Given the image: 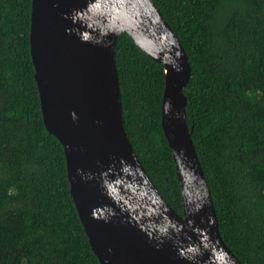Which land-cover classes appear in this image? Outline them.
Here are the masks:
<instances>
[{
  "label": "trees",
  "instance_id": "1",
  "mask_svg": "<svg viewBox=\"0 0 264 264\" xmlns=\"http://www.w3.org/2000/svg\"><path fill=\"white\" fill-rule=\"evenodd\" d=\"M192 68L187 123L220 233L264 264V0H154ZM32 0H0V264H100L70 193L64 148L44 124L31 56ZM126 131L183 216L162 128L163 65L127 34L116 48Z\"/></svg>",
  "mask_w": 264,
  "mask_h": 264
},
{
  "label": "water",
  "instance_id": "2",
  "mask_svg": "<svg viewBox=\"0 0 264 264\" xmlns=\"http://www.w3.org/2000/svg\"><path fill=\"white\" fill-rule=\"evenodd\" d=\"M123 34L163 65L162 128L183 216L159 192L125 127ZM31 56L43 120L64 148L70 193L100 264H242L223 240L187 123V52L154 0H32Z\"/></svg>",
  "mask_w": 264,
  "mask_h": 264
}]
</instances>
